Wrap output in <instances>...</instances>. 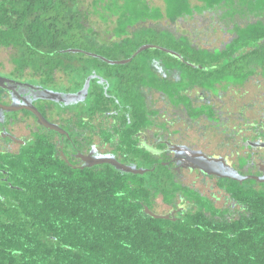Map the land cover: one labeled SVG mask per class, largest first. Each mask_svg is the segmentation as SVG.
<instances>
[{
    "label": "trees",
    "instance_id": "16d2710c",
    "mask_svg": "<svg viewBox=\"0 0 264 264\" xmlns=\"http://www.w3.org/2000/svg\"><path fill=\"white\" fill-rule=\"evenodd\" d=\"M83 1L0 0V51L9 55L14 76L45 87L70 80L77 88L91 77L89 98L111 93L129 99L132 115L159 112L142 101L138 86L147 85L217 130L225 124L214 120L221 108L207 101L195 106L194 99L243 91L251 80L264 87V0H162V7L147 0H86L85 12ZM218 32L226 40L215 46L208 36ZM143 45L180 59L158 49L131 58ZM101 58L131 61L113 65ZM194 89L200 95L193 98ZM106 109V101H89V113ZM262 127L249 125L250 143L264 140ZM110 134L103 132L112 142ZM253 149L249 144L247 163L237 158L247 175ZM118 155L150 170L74 168L43 128L18 157L0 160L12 185H0V264H264V182L220 178L227 204L216 208L175 182L159 155L126 144ZM179 195L191 206L175 220L145 214L157 198L174 205Z\"/></svg>",
    "mask_w": 264,
    "mask_h": 264
},
{
    "label": "flooded vegetation",
    "instance_id": "af4514ba",
    "mask_svg": "<svg viewBox=\"0 0 264 264\" xmlns=\"http://www.w3.org/2000/svg\"><path fill=\"white\" fill-rule=\"evenodd\" d=\"M149 4L162 7V5ZM155 70L160 76L167 77V70L163 67H156ZM85 81L78 88L70 84L65 89L60 90L56 88L57 82L49 87L41 86L16 77L11 71H1L0 67V160L8 157H18L24 149V144L34 133L43 128L53 135L59 155L62 157L61 153H63L65 159L74 168L88 167V165L103 159H114L123 166L149 171V168L133 166L132 163L122 161L120 155H118L121 145L126 144L127 149L135 146L138 150L159 155L161 164L167 171L173 173L175 182L197 191L216 207L220 197L211 193L205 195L194 186L193 181L185 183V175L195 173L210 180L214 179L217 192L221 195V198L225 199L224 204L216 208H223L227 204L224 192L217 185L221 177L203 173L200 170L198 158L194 156L195 154L200 153L207 158L220 159L224 165L230 167L232 174L234 173L231 169L237 172L240 178L253 176L264 180V155L258 156V161L253 160L251 162V175L244 174L239 170L238 156L241 157L242 161H245L244 163H247L249 154L250 141L248 140L247 128L246 134L243 127L238 129L237 132L235 131V143H231L233 137L232 132L228 133L226 131L228 115L224 113L225 111L223 112L220 109V112H217L216 117H214V120L218 119L219 122L225 123L221 130H217L212 128L211 123L205 117L192 118L185 114L182 108H175L167 98L154 92L147 85H139V92L144 94L142 101L146 102L148 108L156 109L159 112L156 114L132 115L129 113L130 107L126 102L131 100L115 97L111 93H108L104 99H91L88 97L90 84H88V88H84ZM98 83L104 85L102 80ZM189 95L194 98L200 93L194 89ZM213 98L215 97L204 96L194 99L192 102L197 106L207 101V104H212L216 109L217 107L221 108V106L216 105ZM89 101H106L108 109L104 112L89 113ZM160 102V107H156V104ZM79 111H81L80 114ZM38 115L49 124L57 126L63 133L45 128L38 122ZM202 122L208 123L207 128L212 132L214 131V135L215 133L221 135L223 143H220L219 146L228 148L229 154L232 155L233 153L235 155L236 160L234 163L228 161L227 156L205 155L202 151L193 150L192 145L184 143L187 138L185 128L189 129L190 125H197ZM200 128L201 126L198 127V129ZM202 128L206 130L204 126ZM25 131H27V135H25ZM104 131L111 133L112 142L105 139ZM122 136H129L126 137V142L122 141ZM255 149L264 152V148H254L253 150ZM98 165H92L91 167ZM4 168L0 163V185L12 186ZM213 170H217L222 174L220 168ZM224 178L227 177L221 179ZM0 198H3L1 194ZM161 203L168 209L166 214H169L173 220L176 219L179 213L191 206L189 201L184 200L181 195L178 196L174 205L165 204L162 200Z\"/></svg>",
    "mask_w": 264,
    "mask_h": 264
},
{
    "label": "rangeland",
    "instance_id": "374dc122",
    "mask_svg": "<svg viewBox=\"0 0 264 264\" xmlns=\"http://www.w3.org/2000/svg\"><path fill=\"white\" fill-rule=\"evenodd\" d=\"M149 3L154 5H162V0H148ZM81 3V8L83 12L86 11L87 1H83ZM85 10V11H84ZM90 24H93L95 27L97 26V20L93 18V16H89ZM98 28V27H97ZM189 27H187L188 29ZM209 39H212L215 46H220V42L222 40H226L222 33L218 32L214 36H208ZM0 67L1 71L7 72L12 70V64L9 61V55L6 51H0ZM70 80L65 81V85L59 84L56 85L57 89L63 90L67 86L70 85ZM64 83V82H63ZM251 80L249 81L243 91L240 90H229L224 95L213 98V101L216 105L221 106V110L228 115L227 132L238 131L241 127L247 135L251 136L253 132L249 129V125H252L254 122L262 123V130L264 132V87L263 85ZM64 87V88H63ZM221 101V102H219ZM161 102L156 104V107H160ZM241 112V113H240ZM208 123H198L197 125H190L189 129L185 127V133L187 134V138L184 143L188 145H192L195 151H202L205 155L213 156H227L228 161L232 163L235 162L236 157L232 153L229 154L228 148L224 146H219L220 143H223L221 140V135H214V131L207 128ZM182 125V124H181ZM200 129H198L199 126ZM205 127L203 129L202 127ZM198 129V130H197ZM203 129V130H202ZM25 135H27V131H25ZM235 143V137L233 142ZM258 154V155H257ZM264 155L263 151L253 150V160L258 161V156ZM186 176L185 183L194 182V186L200 189L205 195L208 193L214 194L215 196H219L220 200L216 203V207H221L224 204L225 199L217 192V187L215 186V180L207 179L199 174L189 173ZM168 209L161 203L160 198H157L153 212L158 215H165Z\"/></svg>",
    "mask_w": 264,
    "mask_h": 264
},
{
    "label": "water",
    "instance_id": "95a60500",
    "mask_svg": "<svg viewBox=\"0 0 264 264\" xmlns=\"http://www.w3.org/2000/svg\"><path fill=\"white\" fill-rule=\"evenodd\" d=\"M148 49H158L161 51H164L174 57H177L178 59H180V56L177 55L176 53H173L171 51L165 50L163 48L154 46V45H143L140 48L137 49V51L133 54V56L131 58H133L134 56H136L137 54L141 53L142 51L148 50ZM75 51V50H72ZM131 58L126 59V60H121V61H109L106 60L104 58H101L103 61L107 62L108 64H113V65H122L125 63H128L131 61ZM91 80V77L87 78L84 84V88H88V84ZM38 122L40 124H42L45 128L50 129V130H55L59 133H63V131L61 129H59L57 126H54L52 124H49L48 122H46L41 116L38 115ZM250 146L252 148H264V141H256V142H252L250 143ZM62 157L64 158V160L67 162V160L65 159L63 153H61ZM196 158H198V164L200 167V170L207 174V175H217L218 177H227V178H231L233 180L239 181L240 183L246 179H253L255 181H259V182H264V180H261L260 178L257 177H253V176H246L243 178H240V176L237 174V172H235L234 170L231 169V171L234 173L232 174L230 172V167L224 165L220 159H216V158H207L205 157L203 154H195L194 155ZM102 163H107L109 165H111L112 167L116 168L119 171L125 172V173H132V174H136V175H143L145 172H147L148 170H141V169H135V168H130L128 166H123L119 163H117L114 159H103V160H99L94 162L91 165H88V167H91L92 165H98V164H102ZM82 168V167H81ZM215 168H220V170L222 171V174L219 171H214L213 169ZM263 171V170H262ZM144 212L145 214H147L148 216L154 218V219H170L169 214L166 215H158L155 214L153 211L149 210L147 207H144Z\"/></svg>",
    "mask_w": 264,
    "mask_h": 264
}]
</instances>
